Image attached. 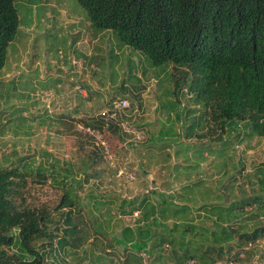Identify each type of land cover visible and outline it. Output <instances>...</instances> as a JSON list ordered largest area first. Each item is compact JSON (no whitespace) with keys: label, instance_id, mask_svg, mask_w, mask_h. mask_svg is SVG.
I'll return each mask as SVG.
<instances>
[{"label":"rangeland","instance_id":"1","mask_svg":"<svg viewBox=\"0 0 264 264\" xmlns=\"http://www.w3.org/2000/svg\"><path fill=\"white\" fill-rule=\"evenodd\" d=\"M16 8L19 31L0 75V169L46 168L69 183L80 178L84 182L82 188L77 184L73 188L83 207L80 212L74 207L72 224L65 223L70 208L53 212L49 231L58 237L53 251L46 247V264H176L138 255L135 244L118 236L144 220L149 211L142 205L145 199L149 208L155 205L161 213L188 209L183 221L181 211L180 217L173 210L163 212L164 218L158 214L159 231L176 222L216 230L219 212L211 210L228 215L236 201L240 204L234 208L246 209L235 210L239 216H227L219 222L222 226L240 234L264 227V136L252 135L244 124L228 130L221 140L198 136L208 128L200 99L203 84L191 76L178 86L171 66L153 65L144 52L124 44L112 30L102 32L96 42L94 36L100 33L77 0H19ZM83 39L87 43L79 46ZM84 62V69H79ZM78 86L91 95L93 110L82 116L81 125L64 127L63 116L72 112L69 101L60 103V88L78 95L82 92L75 90ZM124 98L132 106L125 116L129 121L124 120L127 129L143 130L142 143L126 131H97L85 123ZM95 148H100L101 163L95 171L87 170L93 176L86 182L80 160ZM68 165L73 169L64 170ZM53 183L47 179L44 185H35L33 194L52 205L64 194ZM256 197L255 205L246 206ZM73 224L80 233L67 241L79 240L78 246L61 247L58 240ZM238 236L234 234L229 245L242 254L237 259L232 252L222 264H256L257 254L249 263L246 242L240 245ZM260 238L264 251V236Z\"/></svg>","mask_w":264,"mask_h":264},{"label":"trees","instance_id":"2","mask_svg":"<svg viewBox=\"0 0 264 264\" xmlns=\"http://www.w3.org/2000/svg\"><path fill=\"white\" fill-rule=\"evenodd\" d=\"M17 1L0 0V75L7 62L9 46L19 31ZM77 1L88 12L91 26L97 32L112 30L124 44L144 52L153 65L171 66L178 86L191 76L194 82L203 84L200 99L208 128L198 136L221 140L228 130L233 127L236 130L237 124H244L252 135L264 136V0ZM128 119L121 115L119 121L108 127L101 116L85 123L97 131L119 132L124 131L121 124ZM79 150L82 151V147ZM99 151L100 148H95L87 159L80 160L81 175L86 173V182L93 176L87 170L95 171L101 163ZM72 169L69 165L64 168ZM46 171V168L36 172L0 169V264H46L49 254L46 247L53 251L52 243L58 237L49 231L54 222L53 212L70 208L65 223L72 224L74 207L79 212L83 207L81 197L73 190L76 184L83 187L81 178L76 184L69 183ZM47 179L54 182L53 187L64 191L52 205L42 203L33 194L35 185H44ZM257 199L248 200L246 206L255 205ZM142 202L149 210L142 217L144 220L136 228H124L118 236L135 244L138 255L155 257V263L167 258L175 260L176 264H221L232 252L234 258L239 259L240 254L229 245L234 234H239L240 245L264 236V227L240 234L238 229L219 223L228 217H238L235 210L246 209L245 205L234 208L240 204L238 201L228 208V215L224 210H211L219 212V220L214 224L218 226L216 230L176 222L163 231L157 229L161 223L156 222V216L173 209L161 213L153 204L149 208L147 199ZM122 203L125 206L126 202ZM123 205L120 209L126 213ZM185 210L188 209L173 210V215L180 217L178 211H181L183 221ZM100 232L96 231L102 235ZM78 233L77 225H69L58 240L59 245L78 246L79 240L67 241L68 236L74 238ZM162 251L171 254L166 257ZM247 256L251 258L254 253L249 252Z\"/></svg>","mask_w":264,"mask_h":264},{"label":"crops","instance_id":"3","mask_svg":"<svg viewBox=\"0 0 264 264\" xmlns=\"http://www.w3.org/2000/svg\"><path fill=\"white\" fill-rule=\"evenodd\" d=\"M103 34H96L95 37V41L99 42L102 38ZM80 41H77V43ZM85 43H87L84 39L83 41L80 43L79 46L83 45ZM77 43L75 44V46H77ZM78 47V46H77ZM85 48H87V46H84ZM85 67V62L83 64V67L79 68V69H84ZM77 91H82L80 94H76L75 91H68L66 88L62 87L60 88V103L62 102H70L71 107L69 108L70 111L72 112V116H63V126H70L72 123L73 124H80L81 123V118L83 115L89 113L90 111L93 110L94 104H93V99L91 97V95L87 92V91H83V87L78 86L76 87ZM73 127V125H71ZM251 259L248 258V262L250 263Z\"/></svg>","mask_w":264,"mask_h":264},{"label":"built area","instance_id":"4","mask_svg":"<svg viewBox=\"0 0 264 264\" xmlns=\"http://www.w3.org/2000/svg\"><path fill=\"white\" fill-rule=\"evenodd\" d=\"M130 109H131V103L129 102L128 99L115 100L102 113L101 117H103L105 119V121L107 122L106 127H108V124H110V123L112 124L114 122L119 121V118H120L121 115H125L126 116V113ZM121 125H122L124 131L128 132L130 135L137 136L139 141H144L146 139L144 131L135 130V129L128 130L127 129V124L125 122H122ZM88 129L90 131L91 128H88ZM260 243H261V241H259V240H256L255 242H252V241L249 242L248 245H247V250L246 251H250V250L255 249L257 246H260ZM241 254H242V252L240 253V255ZM256 254L258 256L256 264H264V251H260V252H258Z\"/></svg>","mask_w":264,"mask_h":264},{"label":"clouds","instance_id":"5","mask_svg":"<svg viewBox=\"0 0 264 264\" xmlns=\"http://www.w3.org/2000/svg\"><path fill=\"white\" fill-rule=\"evenodd\" d=\"M124 99H126V98H124ZM113 102H114V101H113ZM128 111H129V110H128ZM100 116H101V115H100ZM79 125H81V124H79ZM144 141H145V140H144ZM144 141H141V142H139V143H142V142H144ZM260 240H262V239H260ZM247 245H248V244H246V247H247ZM260 251H262L261 248H260L259 246H257V247H256L255 249H253V250L246 251V254L248 255L249 252H253V253H254V256H255V254L258 253V252H260ZM254 256H253V257H254ZM246 257H247V256H246ZM245 259H246V258H245ZM221 264H222V263H221Z\"/></svg>","mask_w":264,"mask_h":264}]
</instances>
